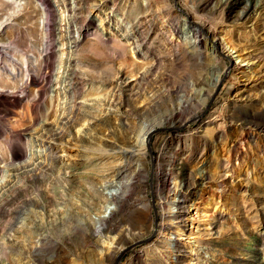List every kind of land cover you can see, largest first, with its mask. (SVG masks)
I'll return each mask as SVG.
<instances>
[{
  "label": "rangeland",
  "instance_id": "1",
  "mask_svg": "<svg viewBox=\"0 0 264 264\" xmlns=\"http://www.w3.org/2000/svg\"><path fill=\"white\" fill-rule=\"evenodd\" d=\"M263 137L264 0H0V264H264Z\"/></svg>",
  "mask_w": 264,
  "mask_h": 264
},
{
  "label": "bare ground",
  "instance_id": "2",
  "mask_svg": "<svg viewBox=\"0 0 264 264\" xmlns=\"http://www.w3.org/2000/svg\"><path fill=\"white\" fill-rule=\"evenodd\" d=\"M186 14H187V12H186ZM187 16L189 17V13L187 14ZM187 16L185 18V21L187 20ZM191 30L196 35V38L198 39V41H201V39H207L209 37V35H210L208 32H205V29L203 28V26L201 24H195V26H191ZM47 31H48V33H51L50 25L48 26ZM212 36L215 38V34L214 33H213ZM241 68H243V66L240 64V62H236L234 71H238ZM222 80H223L222 75H219V76L212 77V82H211L213 84L212 86H211L210 82L206 83L207 85H206V88L204 89L205 97H201L200 94H197V96H196L198 98V100H197V102H198L197 105L198 106H199L200 102H202L204 104V103H206V102H208L210 100L213 92L215 91V88H217L216 90H218V85H219L220 82H222ZM231 82H232L231 86H229L230 88L226 91V93L224 95H223V93H220L219 96H216L217 98L215 100V107L213 108L212 115H211L212 118H210L208 123H205L206 119H203V118H199L198 119L199 120V125L197 127L196 133H193L194 136H197V135L199 137L200 136H204L205 139L208 141V140H212L213 138H216L217 134H219V133H221V136H229V135H231L232 131L230 130L231 129V125L229 123L230 120H229V118L227 116V112H226L225 108L227 107V105H229L232 102L233 103H238V100H237L238 98L236 99V95H240V92L242 91L241 89H242L243 81H242L241 77H238V73L236 72L235 74H233V79L231 80ZM244 84H245V81H244ZM201 98H203L202 101H201ZM147 118H149L148 114H142V119H147ZM210 123L214 124V127L208 129L207 131H205V134H202L200 132L201 127H203L205 124H210ZM145 124L142 127V129L140 130V133L137 135V140H139L140 146L143 147V148H145L147 146V144L149 145V142H150V139H151V135H152L151 130L154 127V125H150L148 123H145ZM241 135H245V137H249V138H253L254 137V134H252L249 130L246 131L245 129H241ZM238 150H239V147H235V146L231 145V143H229L228 149H227V151H229L228 152L229 156H231V155L233 156V154L238 153ZM190 153L191 154H189V159H191L193 154H194L192 152H190ZM220 157H222V156H220ZM237 158H239V157H237ZM155 159L157 160V163H158V168H156L155 174L157 175V177H159L160 176L159 173H160V170H161L160 169L161 155L155 156ZM240 164H238V165L240 166ZM178 198H179L178 209L180 210V217H182L181 214L184 213L185 209H187V199H188V197H187V194H180ZM101 228H105V226L102 225ZM159 238H160V236L157 237L156 239H154L148 245V250L146 248L147 253L149 255H151L150 257H152V260H155L156 257H157L156 255H159L158 253H161L160 247L163 244L161 243L162 241ZM117 253H119V250H118Z\"/></svg>",
  "mask_w": 264,
  "mask_h": 264
},
{
  "label": "water",
  "instance_id": "3",
  "mask_svg": "<svg viewBox=\"0 0 264 264\" xmlns=\"http://www.w3.org/2000/svg\"><path fill=\"white\" fill-rule=\"evenodd\" d=\"M118 261V260H117Z\"/></svg>",
  "mask_w": 264,
  "mask_h": 264
}]
</instances>
